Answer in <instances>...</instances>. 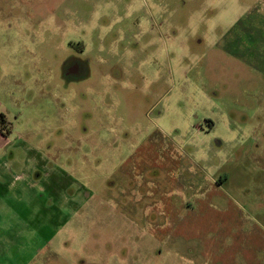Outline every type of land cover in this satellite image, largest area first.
I'll use <instances>...</instances> for the list:
<instances>
[{
	"label": "rangeland",
	"instance_id": "obj_1",
	"mask_svg": "<svg viewBox=\"0 0 264 264\" xmlns=\"http://www.w3.org/2000/svg\"><path fill=\"white\" fill-rule=\"evenodd\" d=\"M0 114V208L55 264H226L196 252L264 218V0H0Z\"/></svg>",
	"mask_w": 264,
	"mask_h": 264
},
{
	"label": "crops",
	"instance_id": "obj_2",
	"mask_svg": "<svg viewBox=\"0 0 264 264\" xmlns=\"http://www.w3.org/2000/svg\"><path fill=\"white\" fill-rule=\"evenodd\" d=\"M2 140L6 138L0 132V142ZM247 205L253 208L264 206L256 201ZM12 209L6 205L0 208V264H55L66 251L63 243H59L64 239L59 238L52 228L45 233L40 232L42 224L35 217L25 220L19 213L11 216ZM53 226L50 221L49 227ZM224 228L227 233H221ZM217 229L219 231L213 239L220 245L219 248L196 252L200 258L209 254L226 264H264V218L260 219L256 212L246 211L244 220L232 218L226 224L218 222ZM166 239L164 243H167ZM185 262L193 264L192 259ZM64 264L67 262L64 261Z\"/></svg>",
	"mask_w": 264,
	"mask_h": 264
},
{
	"label": "flooded vegetation",
	"instance_id": "obj_3",
	"mask_svg": "<svg viewBox=\"0 0 264 264\" xmlns=\"http://www.w3.org/2000/svg\"><path fill=\"white\" fill-rule=\"evenodd\" d=\"M78 68H79V63L77 61H75V63H73L71 66H70V71L75 73L78 71Z\"/></svg>",
	"mask_w": 264,
	"mask_h": 264
},
{
	"label": "trees",
	"instance_id": "obj_4",
	"mask_svg": "<svg viewBox=\"0 0 264 264\" xmlns=\"http://www.w3.org/2000/svg\"><path fill=\"white\" fill-rule=\"evenodd\" d=\"M1 118H2V117H1V114H0V122H1Z\"/></svg>",
	"mask_w": 264,
	"mask_h": 264
}]
</instances>
